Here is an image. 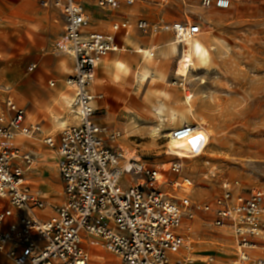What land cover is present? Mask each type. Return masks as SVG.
I'll return each mask as SVG.
<instances>
[{
    "label": "built area",
    "instance_id": "obj_1",
    "mask_svg": "<svg viewBox=\"0 0 264 264\" xmlns=\"http://www.w3.org/2000/svg\"><path fill=\"white\" fill-rule=\"evenodd\" d=\"M90 1L115 10L122 3L132 6L138 0ZM169 1L158 0L163 5ZM52 4L64 16L67 52L75 60L69 84L74 87V107L80 119L58 138L44 139L47 146L57 149L63 202L53 206L47 218L36 215L47 207L46 198L31 188L26 173L35 157L21 151L16 138L32 137L39 127L26 124L25 110L9 90L0 92V199L10 206L0 214V252L6 251L14 264H90L83 247L87 240L116 256L121 264H183L178 254L188 248L182 234L184 221L206 212L215 216L214 227H228L235 236L232 264H264V189L239 190L238 183L225 181L222 193L211 204H197L182 187L191 184L188 180L168 183L164 174L165 180H158L157 172L141 160L127 158L117 144L119 133L104 137L93 120L96 110L89 86L100 62L119 50L115 34L132 29L130 22L113 24L109 34L88 32L90 21L78 0H52ZM201 4L227 9L231 0H201ZM136 27L147 32L149 25L139 20ZM167 29L179 45L201 33L198 25L188 22H176ZM173 136L200 139L195 125H184ZM182 170V164H171L172 172ZM174 187L182 189L181 196L175 195Z\"/></svg>",
    "mask_w": 264,
    "mask_h": 264
},
{
    "label": "rangeland",
    "instance_id": "obj_2",
    "mask_svg": "<svg viewBox=\"0 0 264 264\" xmlns=\"http://www.w3.org/2000/svg\"><path fill=\"white\" fill-rule=\"evenodd\" d=\"M136 6L138 7L130 10L133 14L139 10L136 18L128 21L133 27L131 31L151 35L152 39L167 34L169 39L174 41V35L167 29L168 26L176 22H188L200 27V38L207 39L213 36L228 45L214 50L211 63L205 68H194L187 81L182 80V64L179 57H173L164 62H157L159 59L157 58L150 64L163 79H150L139 87H136L133 80L131 82L133 89L136 87L133 95L138 102L137 110L141 113L143 108L149 106L148 102L154 106H166L178 113L184 112L186 96H193L191 102L195 106L197 120L191 118L189 124L197 125L200 117L207 120L205 128H201L204 148H200L196 141L184 140L180 143L184 147L182 151L185 149L184 152H168L166 146L170 140L162 137L170 133L168 118L165 119L167 123L164 122L162 138L153 141L148 134L155 124L152 120H142L143 118L139 116L141 119L139 128L143 133H132L130 130L125 132L120 128L121 114L117 112L113 113L114 116L118 115L117 118L114 117L110 124L100 126L104 137L112 132L119 133L117 144L124 148L126 154L129 153L141 160L150 170L164 174L168 183H183L184 180H188L191 184L183 185L189 187L190 198L197 204H211L222 193V183L225 181L238 183L239 190L264 189V0H231V5L227 9H220L215 5L203 8L201 0H170L166 5L159 3L158 0H145L137 2ZM159 9L161 13L158 12ZM205 14H209L211 18L207 19ZM139 20L148 22L147 32L137 29L136 23ZM111 24L112 22L108 23L109 29ZM93 26L91 21L89 27ZM30 28L35 31L42 30L38 26ZM47 43L48 40L40 39L31 32L12 38L0 31V84L12 86L15 95L14 92H11V95L16 97L18 103L15 82L23 83L28 75H31L29 69L43 55L67 52L65 31L52 46L48 47ZM152 47L156 46L152 43L147 48ZM48 58L52 63L55 60ZM69 64L73 75L71 61ZM7 66H12V69L6 68ZM45 70L56 76L60 84H66L67 77H70L68 74H61L58 67L52 64L46 65ZM33 80L31 76L26 80L27 89L24 93L28 101L25 106L34 98L32 89L39 94L35 85L36 80ZM46 82L48 85L55 84V80L50 77ZM40 103L39 108L43 109V104L41 101ZM124 116L129 119L127 114ZM72 125L75 124L70 123L68 126ZM62 131L48 136L55 137ZM172 163H181L183 170L180 173L172 172ZM191 166L193 168L189 169ZM56 179L55 183L60 186L58 177ZM129 180L130 178L124 180L125 185ZM133 181H136V178H133ZM164 189H169V186ZM175 189L176 187L175 195L181 196L182 189ZM60 192L61 186L58 193ZM214 220L215 216L212 213L197 212L193 221L185 219L184 228H196L197 241L208 236L218 238L221 236L220 228L214 227ZM185 237L188 240L186 235ZM187 247L182 252H190L189 244ZM2 254L6 255V251ZM190 254L196 261L183 264H232L235 251L232 255H227L217 248L216 250L200 248L191 251ZM111 257L107 255V258ZM202 259L208 261L201 262ZM90 264L121 263L115 258L99 261L92 256Z\"/></svg>",
    "mask_w": 264,
    "mask_h": 264
},
{
    "label": "crops",
    "instance_id": "obj_3",
    "mask_svg": "<svg viewBox=\"0 0 264 264\" xmlns=\"http://www.w3.org/2000/svg\"><path fill=\"white\" fill-rule=\"evenodd\" d=\"M40 1L41 0H0V31L3 32L4 35H9L12 38L15 36L19 37L25 35L28 32H31L38 36L40 39L48 40V47L52 46L53 42H55L61 36L62 32L65 31L64 16L62 12L52 4V0H43L41 4ZM78 1L83 6L89 21L91 20L94 25L93 27L88 28V32L108 34L109 31H112L113 24L134 20L139 10H137L135 14H133L130 10L132 8L138 7L136 6L137 2H143L145 0L137 1L132 6H127L126 4L122 3L115 10L99 8L90 0ZM110 22H112V24L111 28L109 29L108 23ZM30 26H38L42 30H31ZM131 30H133V27L127 32L120 31L115 34V41L119 50L117 52L109 53L103 60L111 63L116 60H123L128 66L130 65L129 68L141 69V67L144 66V58L141 54L135 52V50L133 49L135 47H129L126 38H129L130 36H132L133 41L136 45H139L141 47H149L153 43L156 46L157 50L165 52L167 51V48H165V46L163 45L170 40L167 34H163L159 38L154 37V39H152L151 35L148 36L145 34H140L139 31ZM155 42H157L158 45H156ZM150 50H152V48ZM59 54L60 53L43 55L38 60V62L33 65L35 67L32 70L29 69V73H31V75H28L29 77L26 76L28 77L26 80H28L30 76L36 80L35 85L39 91V99L43 104V109L38 108L34 104V98L30 99L28 105L23 107L26 116L25 122L26 124L37 125L39 127V131L32 137L18 135L16 138V143L19 146L20 150L25 153H30L35 157V162L26 173V178L30 182L31 188L34 191H40L46 198L47 207L45 208V210L36 212V215L41 218H47L51 216L53 214V206L61 204L63 202L62 182L60 180L58 172V165L56 166V162L58 163L57 149L50 148L44 143V139L48 137V134H56L59 130H57L55 133H52L54 123L44 109L50 106L58 115H63L60 106L62 103V97L71 96L74 98L75 95L74 89L70 91L69 86H67L66 84L58 83L57 77L47 73L45 70L46 65L50 66L52 64L57 68L65 60L69 62V59L71 58L74 73V57L68 53L60 55ZM48 57L55 58V60H53V63ZM58 57L59 59H57ZM173 57L174 56H162L158 59L157 62H164L172 59ZM11 67L12 66H7L6 68L12 69ZM96 74L98 77L97 80H95L91 84V86H89V93L93 96L92 103H94L95 107L93 106V104L92 106L96 110V114L94 115L93 120L101 127L106 126L111 123L114 117L117 118V114L115 116L113 115V113L117 112L121 114L119 117L121 120L119 122L121 129H124L125 132L130 130V132L132 133L141 134L142 130L140 128H133L135 127L133 125L134 122L132 121L134 114L133 111L137 110L138 108L137 99L133 94L136 87L143 86L144 83L150 79L144 81L143 83H135L136 87L133 89V87L131 86L132 77L128 73L123 74L120 79L116 80L111 75L105 73L102 66H98ZM49 77L55 80L54 85L47 84L46 79ZM25 81H23V83ZM23 83L20 84L23 85ZM129 86H131V88H129ZM130 89H132V91ZM4 97L5 95L3 94V98ZM11 97L13 98V100L15 99L14 95H11ZM14 101L19 107L21 106L16 99ZM125 114L128 115L129 119L124 116ZM135 117L139 122L141 121L140 117ZM21 136L26 137L27 139H32L33 142L23 140V142L26 143L21 144L19 143V137ZM57 177L61 186L60 193H58L60 186L58 185V183H55L57 182ZM9 207L10 206L8 202L0 199V214ZM14 219V217L10 218L8 220V223L14 221ZM182 234L184 235V231H182ZM85 243L86 244H84V249L90 256V263L92 256L98 258L99 261H106L112 258H115L117 259V261H119L117 257L109 254L100 246L91 244L90 241H88V243ZM108 254L112 256L110 259L107 258ZM10 263L14 264L12 259L0 252V264Z\"/></svg>",
    "mask_w": 264,
    "mask_h": 264
},
{
    "label": "bare ground",
    "instance_id": "obj_4",
    "mask_svg": "<svg viewBox=\"0 0 264 264\" xmlns=\"http://www.w3.org/2000/svg\"><path fill=\"white\" fill-rule=\"evenodd\" d=\"M159 13L160 9L158 10ZM168 15V13H166ZM205 17L207 19H210L211 16L209 14H205ZM111 31H109L110 33ZM213 32V31H212ZM108 33V34H109ZM213 35V34H212ZM201 33L196 36H191L187 37L185 39V43L183 45H179L175 39L170 40L164 44L165 48H167V51H159L157 50L156 47H152V50L150 48H142L139 45H136L135 42L133 41L132 36L129 38H126L127 43L130 48H133L135 52L140 53L143 58H144V66L141 67V69H131L129 66L126 64L125 61L123 60H116L113 63L111 62H106L105 60L101 61L100 64L98 65L99 67L102 66L104 69L105 73L108 75H111L115 79H119L123 74H130L133 80V83H143L144 81L151 79V80H158V79H163L160 77V75L157 73L156 70L152 69L150 67V64L155 61L157 58L160 57H166V56H174V57H179V60L182 64V80L187 81L189 75L192 73L194 68H205L207 67L212 60V52L214 50H217L218 47H227L226 42L218 39L216 37H209L207 39L200 38ZM70 54L69 52H65ZM71 61V58L69 59ZM139 68V67H138ZM58 70L60 71L61 74H68L71 76L72 73V68L65 60L59 67ZM126 76V75H124ZM33 78V77H32ZM97 74L94 78V81L97 80ZM34 79V78H33ZM63 80V79H59ZM35 81V79L33 80ZM93 81V82H94ZM66 84L69 86V90H73L74 87L69 84V78L66 79ZM15 85H17V92H18V99L19 103L23 106L26 105L28 99L25 97L24 90L27 89L26 86V81L23 83V85L20 84L19 81L15 82ZM5 87V88H3ZM10 85H0V92H6V90H10L11 92L13 91V88ZM3 88V89H2ZM32 94L34 95V104L39 108L41 105L39 94L37 95L36 90L32 89ZM53 92V91H51ZM15 95V92H14ZM193 96H186L184 100L185 104V110L184 112H176L173 109H169L166 106H154L153 103H149V106H146V108L142 109V112H139L138 110H134L133 114V119L132 121L135 124V127L133 128H139L140 124L139 121L136 119L135 116H140L143 119H150L152 120L155 124L151 128V130L148 132L149 136L153 139V141H158L160 138L164 137L169 139L170 141L168 142V145L166 148H168V152H175V153H180L184 152L183 146L180 144L182 141L187 140V139H175L173 136V132H175L178 127H182L184 125H190L189 124V119H196L197 117L195 115V109L191 102ZM16 99V97H15ZM74 98L73 97H62V103H61V109L63 112V115H58L50 106L46 107L44 110L47 112V115L53 120L54 123V128L52 129V133H55L57 130H64L70 123H74L75 125L79 123V116L77 109L74 107ZM94 106V103H92ZM95 107V106H94ZM132 114V113H131ZM130 114V115H131ZM168 118L170 122V129L168 130L170 133L167 135L163 134L162 136V129L164 128V122L165 119ZM199 123L195 126L198 127V134L200 136V139L197 140V145L200 146V148H204V138L202 135V129L205 128L207 125V120L203 117H200L198 119ZM34 122V121H32ZM191 122V120H190ZM167 123V122H165ZM168 126V125H167ZM167 128V127H166ZM176 128V129H175ZM174 129V130H173ZM162 136V137H161ZM127 137V136H126ZM128 138V137H127ZM126 138V139H127ZM19 143L24 144L26 142H23V140H28V142H33L32 139H27L26 137H19ZM20 145V144H19ZM38 153V151H37ZM40 155V154H39ZM127 158H135L129 153L126 154ZM49 158V157H48ZM46 159V158H44ZM136 159V158H135ZM44 162V161H43ZM181 164V163H180ZM193 167L191 166L189 169H192ZM156 176L158 180L162 181V174L161 173H156ZM182 187L185 190H188V186L182 185ZM176 190V189H175ZM190 191V189L188 190ZM191 192V191H190ZM193 221V220H192ZM185 224V223H184ZM183 224V228H184ZM197 227V226H196ZM185 229V228H184ZM184 231V234L188 237V240H186V246L189 244V249L191 251H195L197 249H215L216 248L224 254H233L235 251V236L228 230V227H224L220 229V234L218 238H214L212 236H208L206 238H202V240L197 241V231H195L196 228L191 229L186 228ZM198 229V228H197ZM213 232V229L211 233ZM87 242V241H86ZM88 243V242H87ZM86 244V243H85ZM84 247V246H83ZM91 247V246H90ZM190 252H180L178 254V257L184 261V263H190V262H195L196 260L193 258V255L190 254ZM88 253V252H87ZM89 255V254H88ZM90 258V256H89ZM178 258V259H179ZM98 259V258H96ZM208 259H202L201 262H207Z\"/></svg>",
    "mask_w": 264,
    "mask_h": 264
}]
</instances>
